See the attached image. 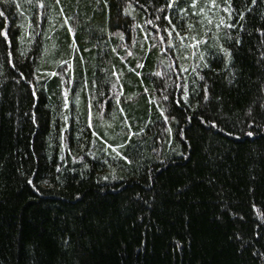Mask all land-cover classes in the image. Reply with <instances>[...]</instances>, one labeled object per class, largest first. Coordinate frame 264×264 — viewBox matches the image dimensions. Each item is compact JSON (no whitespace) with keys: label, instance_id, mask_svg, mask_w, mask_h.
<instances>
[{"label":"trees","instance_id":"obj_1","mask_svg":"<svg viewBox=\"0 0 264 264\" xmlns=\"http://www.w3.org/2000/svg\"><path fill=\"white\" fill-rule=\"evenodd\" d=\"M0 11V264H264V0Z\"/></svg>","mask_w":264,"mask_h":264},{"label":"snow or ice","instance_id":"obj_2","mask_svg":"<svg viewBox=\"0 0 264 264\" xmlns=\"http://www.w3.org/2000/svg\"><path fill=\"white\" fill-rule=\"evenodd\" d=\"M57 2H59V0H57ZM213 3H214V0H213ZM253 3H255V0H253ZM173 5L170 3V4H168L167 5V7H172ZM196 6V0H192V7H195ZM228 10H230V9H228ZM201 11H203V9H201ZM195 14V13H194ZM0 16H4V12H2V11H0ZM242 18V17H241ZM165 19H167V17H165ZM211 21H209V23H210ZM149 23H151L150 21H149ZM220 24H224V20L223 19H221V21H220ZM227 27H232V25H226ZM189 27L191 28V25H189ZM217 27H219V25H217ZM173 30H175V29H173ZM69 31H71V29H69ZM3 35H4V37H5V40H7L8 39V35H7V31L5 30L3 33H2ZM177 35H179V33H177ZM194 39V38H193ZM202 41H195V43L193 44V45H190L191 47H196L199 43H201ZM237 43H239V41H237ZM9 45H11V42L9 41ZM171 46V45H170ZM219 52H221V53H223V55H224V57L227 59L228 57H229V52L226 50V49H224L223 47H219ZM9 56L11 57V52H9ZM201 59L203 60L204 59V55H203V53H201ZM9 62H11V60L9 61ZM205 67H207V65L205 64L204 65ZM183 71H186V69H182ZM157 75H159V73H156ZM53 75H55V73H53ZM187 96V93H185V97ZM205 98H207V97H205ZM67 106V105H66ZM213 126H215V125H213ZM94 135H95V133H94ZM248 135L249 136H251L252 135V133L251 132H249L248 133ZM112 151L115 153V157L114 158H117V157H119V158H122V159H125V160H127V157H121V153L119 152V151H117L116 150V148H112ZM30 184L32 183V181L31 180H29L28 181Z\"/></svg>","mask_w":264,"mask_h":264}]
</instances>
